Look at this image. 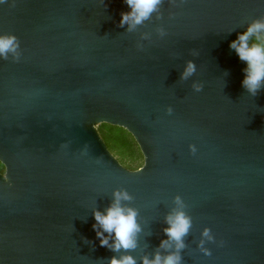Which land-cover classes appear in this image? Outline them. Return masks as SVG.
I'll list each match as a JSON object with an SVG mask.
<instances>
[{
  "label": "water",
  "instance_id": "obj_1",
  "mask_svg": "<svg viewBox=\"0 0 264 264\" xmlns=\"http://www.w3.org/2000/svg\"><path fill=\"white\" fill-rule=\"evenodd\" d=\"M122 11L124 0L0 4V33L21 52L0 59V264H107L92 209L115 188L139 211L137 259L167 238L179 195L192 218L182 264H264V88L248 95L229 48L264 0H164L162 19L133 33L117 26ZM140 32H151L142 50ZM187 60L197 70L181 81ZM100 124L133 137L142 167L112 156ZM204 227L223 241L205 244L210 256L197 249Z\"/></svg>",
  "mask_w": 264,
  "mask_h": 264
},
{
  "label": "clouds",
  "instance_id": "obj_2",
  "mask_svg": "<svg viewBox=\"0 0 264 264\" xmlns=\"http://www.w3.org/2000/svg\"><path fill=\"white\" fill-rule=\"evenodd\" d=\"M7 0H0V4ZM176 6V0H168ZM130 11H122L118 27L127 25L126 32H136L138 27L145 25L146 21L162 19L161 6L164 0H124ZM184 3V0H180ZM169 13V18H172ZM160 38L167 33L162 26L154 29ZM230 33V32H229ZM151 40V32H140L137 41V49H143L140 41ZM229 48L234 50L239 60L245 62L246 67L242 69L244 73L241 86L248 95L255 97L264 88V15L251 19L247 23L246 31L238 33L236 39L229 42ZM196 55L195 51L192 53ZM20 41L12 33H0V59L18 61L20 58ZM196 64L192 60L185 61L180 80L185 81L196 72ZM228 73L225 72L224 76ZM191 88L195 92H200L202 83L193 81ZM167 114H171V106L165 109ZM87 148V145L85 146ZM192 154L196 153L195 145H188ZM133 196L124 188H115L111 192V201L102 211L98 208L92 209V217L95 223L92 229L95 232L101 247H105L114 253L107 259V264H182L181 252L187 247L185 237L192 228V218L185 211L186 204L181 196L172 198L173 207L163 217V223L167 227L162 228V232L167 237L161 239L159 245L152 251L151 255L142 252L139 259L131 253L138 248V236L142 232L141 224L138 220L139 211L130 206ZM206 243H216L223 246V241H217L211 230L204 227L200 232V239L197 241V249L204 256H210L211 250L205 246Z\"/></svg>",
  "mask_w": 264,
  "mask_h": 264
},
{
  "label": "trees",
  "instance_id": "obj_3",
  "mask_svg": "<svg viewBox=\"0 0 264 264\" xmlns=\"http://www.w3.org/2000/svg\"><path fill=\"white\" fill-rule=\"evenodd\" d=\"M100 138L104 142L112 156L117 157L120 164H124L125 158L139 161L142 160V154L133 137L123 128L100 124L96 128ZM127 168L132 169L131 165ZM137 168H140L137 167ZM0 173H4V167L0 164Z\"/></svg>",
  "mask_w": 264,
  "mask_h": 264
},
{
  "label": "rangeland",
  "instance_id": "obj_4",
  "mask_svg": "<svg viewBox=\"0 0 264 264\" xmlns=\"http://www.w3.org/2000/svg\"><path fill=\"white\" fill-rule=\"evenodd\" d=\"M98 127V126H97ZM96 127V128H97ZM115 158L117 159V157L115 156ZM124 164L122 165L123 167H125L126 169H128V170H137V169H139V168H137V167H142V165H143V157H142V160H139V161H133V160H131L130 158L128 159V158H125L124 159ZM129 165H131V167H132V169H129V168H127Z\"/></svg>",
  "mask_w": 264,
  "mask_h": 264
}]
</instances>
